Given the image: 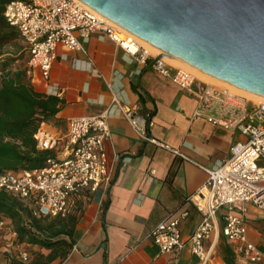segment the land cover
I'll return each mask as SVG.
<instances>
[{
    "label": "crops",
    "instance_id": "1",
    "mask_svg": "<svg viewBox=\"0 0 264 264\" xmlns=\"http://www.w3.org/2000/svg\"><path fill=\"white\" fill-rule=\"evenodd\" d=\"M82 45L78 50L58 47L48 80L34 70L45 92L64 100L60 122L51 119L44 127L63 132L69 119L98 114L118 95L120 102L108 118L110 135L106 139L111 182L94 192L72 195L70 212L78 215L74 245L65 257L48 264H202L190 243L180 254L162 253L151 231L161 221L187 212L180 229L183 238L189 239L204 218L194 195L206 192L207 170L226 162L233 144L243 135L195 117L197 96L160 75L150 63L153 59L140 60L96 34L82 40ZM128 109L148 115V135L166 147L143 138L126 117ZM244 207L249 239L264 250V210L250 203ZM227 211L223 207L217 212L216 228L204 241L211 253L204 264H258L244 258L227 238L223 219ZM4 219L0 264L13 260L30 263L39 253L50 252L40 245L19 244L12 223ZM23 251L29 254L26 262L20 256Z\"/></svg>",
    "mask_w": 264,
    "mask_h": 264
},
{
    "label": "built area",
    "instance_id": "2",
    "mask_svg": "<svg viewBox=\"0 0 264 264\" xmlns=\"http://www.w3.org/2000/svg\"><path fill=\"white\" fill-rule=\"evenodd\" d=\"M4 16L20 33L29 53L28 66L31 70L38 69L43 80L50 78L58 47L82 49V40L96 34L111 39L140 60L153 59L151 65L160 75L195 94L198 98L195 117L238 130L244 138L233 144L226 162L207 170L206 192L194 195V202L203 211L204 218L189 239L183 238L180 229V221L187 212L161 221L151 231V236L164 254H180L190 243L193 253L204 264L211 255L204 241L216 228L217 212L226 207L228 211L223 219L227 238L248 261L264 264V250L249 239L242 213L245 203L264 210V100L256 101L230 88L206 82L190 69L173 67L165 57L156 58L159 53L143 45L138 36L81 0H13L6 5ZM119 102V96L114 95L111 105L102 112L69 119L63 132H52L44 123L34 137L39 149L53 154L41 168L0 173V190L33 205L39 215L55 217L70 212L72 195L86 190L94 192L102 184H109L108 118ZM125 115L143 138L166 147L162 141L148 135V115H140L133 109L125 110ZM174 152L189 159L180 150ZM5 226V219L0 217V228ZM20 256L24 262L29 260L26 251Z\"/></svg>",
    "mask_w": 264,
    "mask_h": 264
},
{
    "label": "water",
    "instance_id": "3",
    "mask_svg": "<svg viewBox=\"0 0 264 264\" xmlns=\"http://www.w3.org/2000/svg\"><path fill=\"white\" fill-rule=\"evenodd\" d=\"M117 25L264 96V0H81Z\"/></svg>",
    "mask_w": 264,
    "mask_h": 264
},
{
    "label": "trees",
    "instance_id": "4",
    "mask_svg": "<svg viewBox=\"0 0 264 264\" xmlns=\"http://www.w3.org/2000/svg\"><path fill=\"white\" fill-rule=\"evenodd\" d=\"M11 1L0 0V173L45 165L53 153L39 149L34 134L51 119L60 122L58 114L64 104L59 96L45 92L28 66L29 53L20 33L4 16ZM18 61L23 64L15 65ZM0 215L12 223L19 244H35L50 250L48 254L39 253L30 263L13 260L12 264H48L57 257H65L74 245L76 213L39 215L33 205L0 190Z\"/></svg>",
    "mask_w": 264,
    "mask_h": 264
},
{
    "label": "bare ground",
    "instance_id": "5",
    "mask_svg": "<svg viewBox=\"0 0 264 264\" xmlns=\"http://www.w3.org/2000/svg\"><path fill=\"white\" fill-rule=\"evenodd\" d=\"M138 38H139L140 42L143 45H145L148 48H150L153 52H155V53H161V50L158 47L152 45L151 43H149L148 41H146V40H144V39H142L140 37H138ZM165 58L168 61L172 62L176 66H179V67H183V68H187V69L192 70L201 79H204L207 82H213V84L214 83H217V84L222 85V86H227L233 92L241 93V94L246 95L247 97H249L251 99H254L256 101L264 100V96L259 95V94H256V93H252V92L247 91V90H244V89H241V88H239V87H237V86H235V85H233V84H231L229 82H226V81L221 80V79H219L217 77H214V76H212V75H210V74H208V73H206V72L198 69L197 67H195V66L187 63L186 61H184V60H182V59H180L178 57L171 56V55H165Z\"/></svg>",
    "mask_w": 264,
    "mask_h": 264
},
{
    "label": "rangeland",
    "instance_id": "6",
    "mask_svg": "<svg viewBox=\"0 0 264 264\" xmlns=\"http://www.w3.org/2000/svg\"><path fill=\"white\" fill-rule=\"evenodd\" d=\"M20 64H23V62L22 61H18L15 65H20ZM210 83H213V82H210ZM214 84H217V83H214ZM219 85V84H218ZM222 86V85H221ZM222 87H226V88H228L227 86H222Z\"/></svg>",
    "mask_w": 264,
    "mask_h": 264
}]
</instances>
